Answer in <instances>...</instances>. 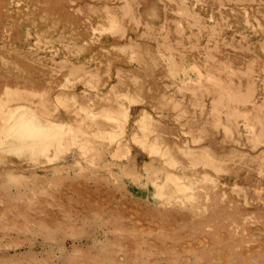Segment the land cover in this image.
<instances>
[{
	"label": "rangeland",
	"instance_id": "rangeland-1",
	"mask_svg": "<svg viewBox=\"0 0 264 264\" xmlns=\"http://www.w3.org/2000/svg\"><path fill=\"white\" fill-rule=\"evenodd\" d=\"M0 264H264V0H0Z\"/></svg>",
	"mask_w": 264,
	"mask_h": 264
},
{
	"label": "bare ground",
	"instance_id": "bare-ground-1",
	"mask_svg": "<svg viewBox=\"0 0 264 264\" xmlns=\"http://www.w3.org/2000/svg\"><path fill=\"white\" fill-rule=\"evenodd\" d=\"M43 127L44 130H40V128L36 126L24 124L23 122L12 127L16 131L15 139L20 141L19 145L21 150L19 151V157L26 159L28 162L38 163L39 157H49V151L51 149L57 150L60 145H63L62 142L63 139L66 138L65 136H55L54 127L50 125H44ZM64 132H66V130ZM62 151L60 150V152ZM56 153L58 152L56 151Z\"/></svg>",
	"mask_w": 264,
	"mask_h": 264
}]
</instances>
